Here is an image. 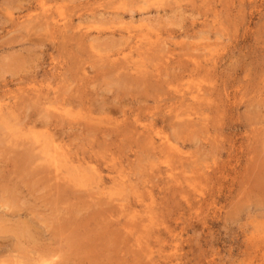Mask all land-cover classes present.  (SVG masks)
Segmentation results:
<instances>
[{
	"label": "rangeland",
	"instance_id": "rangeland-1",
	"mask_svg": "<svg viewBox=\"0 0 264 264\" xmlns=\"http://www.w3.org/2000/svg\"><path fill=\"white\" fill-rule=\"evenodd\" d=\"M0 264H264V0H0Z\"/></svg>",
	"mask_w": 264,
	"mask_h": 264
},
{
	"label": "bare ground",
	"instance_id": "bare-ground-1",
	"mask_svg": "<svg viewBox=\"0 0 264 264\" xmlns=\"http://www.w3.org/2000/svg\"><path fill=\"white\" fill-rule=\"evenodd\" d=\"M149 38V37H148ZM155 41V40H154ZM128 43V42H127ZM134 43V42H133ZM143 43V42H142ZM151 43V42H150ZM140 47V46H139ZM143 63V62H142ZM141 63V64H142ZM136 66V65H135ZM141 73V72H140ZM156 77V76H155ZM185 96V95H184ZM199 97V96H198ZM41 99V98H40ZM46 100V99H45ZM189 102V101H188ZM187 103V102H186ZM204 103V102H203ZM191 104V103H190ZM33 105V104H32ZM188 105V104H187ZM196 105H197V103H196ZM195 105V106H196ZM179 106V105H178ZM173 108V107H172ZM191 108V107H190ZM184 109V108H183ZM178 110V109H177ZM192 112V111H191ZM124 113V112H123ZM102 114V113H101ZM183 114V113H182ZM195 114V113H194ZM179 115H180V112H179ZM193 115V114H192ZM91 124V123H90ZM182 124H184V123H182ZM148 125V124H147ZM150 126V125H149ZM59 127V126H58ZM150 131V130H149ZM109 134V133H108ZM60 149V148H59ZM30 154V153H29ZM57 156V155H56ZM63 159V158H62ZM59 161V160H58ZM69 161V160H68ZM71 161V160H70ZM76 161V160H75ZM67 162V161H66ZM80 162V161H79ZM68 163V162H67ZM63 164V163H62ZM81 172H82V170H81ZM85 176V175H84ZM81 177V176H80ZM98 177V176H97ZM99 188V187H98ZM122 201V200H121Z\"/></svg>",
	"mask_w": 264,
	"mask_h": 264
}]
</instances>
